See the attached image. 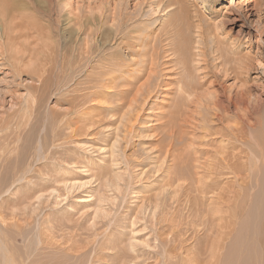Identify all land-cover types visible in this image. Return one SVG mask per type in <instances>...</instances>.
Returning <instances> with one entry per match:
<instances>
[{
  "label": "rangeland",
  "instance_id": "rangeland-1",
  "mask_svg": "<svg viewBox=\"0 0 264 264\" xmlns=\"http://www.w3.org/2000/svg\"><path fill=\"white\" fill-rule=\"evenodd\" d=\"M175 1L6 0L0 264H247L264 0Z\"/></svg>",
  "mask_w": 264,
  "mask_h": 264
},
{
  "label": "bare ground",
  "instance_id": "bare-ground-1",
  "mask_svg": "<svg viewBox=\"0 0 264 264\" xmlns=\"http://www.w3.org/2000/svg\"><path fill=\"white\" fill-rule=\"evenodd\" d=\"M175 2L179 3L180 0H176ZM12 3L14 4L13 6L16 7L20 2L13 1ZM7 5L8 4H7L6 0H0V29L2 30L3 34H5V32H6V25L4 24V21L6 20L5 16H6ZM261 6H262L261 0L256 1V3L254 4V7L258 11L262 9ZM49 10L52 11L53 7L50 6ZM50 18H51V15H50ZM196 26L199 28L200 25L197 24ZM182 38L184 40V37H182ZM187 42L189 45L188 40H187ZM180 49H181L180 52H183L186 56L187 49L185 48V45H180ZM183 58H184V55H183ZM187 58H189V56ZM186 64H187V61H186ZM187 67H188V64H187ZM190 83H188V85H190ZM194 86H193V89H194ZM261 126H260V129L258 131L251 133L252 142L257 147V150L252 152V155L255 159V162H253L250 165V167L248 168V172L246 174L248 181L246 180L247 182H244L245 184L247 183V185H246L247 189H245L243 196H246V197L248 196L249 200L245 201V202L243 201V203H241V205H239V209L241 211L239 213V215H242L244 213V211L248 212L249 207L251 208L250 202L253 201L252 196H261V200H260L259 205L257 206V208L255 207L256 208L255 214L250 213L249 215H251V218H249L247 220V223H246V235H244V239H245V243H246L245 248L247 250V253H249L248 259H246L247 261H245L247 264H254V262L256 264H264V130H263L264 128H262ZM250 141H251V139H250ZM244 188H245V186L243 187V189ZM241 195L242 194H240V196ZM251 204H252V202H251ZM254 205H256V201L254 202ZM235 208H236V206H235ZM252 210H253V208H252ZM236 221H238V220H236ZM231 222L233 225V220ZM236 224H237V222H236ZM243 226H244V224H243ZM241 228H242V226H241ZM240 232H241V230H240ZM236 239H237V237H236ZM236 244H238L237 241H236ZM237 250H238V245H237ZM242 252H243V248H242ZM0 253L3 256V259H5L4 260L5 262L13 263L12 257H9V258L6 257L7 256V247H6V245H3L2 243L0 246ZM227 255H228V253H227ZM246 258H247V256H246Z\"/></svg>",
  "mask_w": 264,
  "mask_h": 264
}]
</instances>
